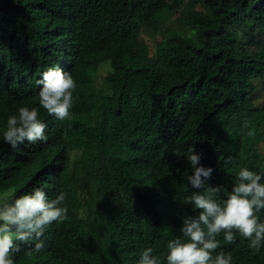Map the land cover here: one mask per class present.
<instances>
[{
	"label": "trees",
	"instance_id": "1",
	"mask_svg": "<svg viewBox=\"0 0 264 264\" xmlns=\"http://www.w3.org/2000/svg\"><path fill=\"white\" fill-rule=\"evenodd\" d=\"M167 15L180 25L162 26ZM49 67L76 81L67 120L39 107ZM263 80L264 0H0V203L39 187L50 200L67 193L68 209L39 252L40 241H16L15 264H138L147 247L166 264L168 241L195 214L184 205L198 191L190 148L224 188L218 202L240 168L264 178ZM25 106L38 108L47 140L14 150L2 134ZM217 239L232 264H264V246Z\"/></svg>",
	"mask_w": 264,
	"mask_h": 264
},
{
	"label": "clouds",
	"instance_id": "2",
	"mask_svg": "<svg viewBox=\"0 0 264 264\" xmlns=\"http://www.w3.org/2000/svg\"><path fill=\"white\" fill-rule=\"evenodd\" d=\"M36 84L39 85V107L58 120L69 119L77 86L71 74L59 67H49ZM38 115L37 107H19L16 114L7 118L3 141L14 150L25 141L30 144L46 141V125ZM242 127L250 129L249 137L255 136L248 121ZM189 152L193 171L186 175V180L198 191L185 197L184 205H190L195 214L183 216L180 236L168 241L166 264H232L230 253L216 251L221 247L217 239L221 233L225 244L233 243L239 235L249 241V248L259 252L264 246V221L258 216L264 210V183L261 182L264 178L246 167L240 168L231 191L218 202L216 197L225 190L220 185L207 183L213 169L198 166L200 156L194 154V148ZM66 197L67 193L60 192L50 200L42 188L34 187L30 193L0 203V264H15L12 257L20 251L16 241L25 244L40 241L51 224L67 219ZM43 246L42 241L37 242L31 251L39 252ZM138 264H161V260L147 247L141 251Z\"/></svg>",
	"mask_w": 264,
	"mask_h": 264
},
{
	"label": "rangeland",
	"instance_id": "3",
	"mask_svg": "<svg viewBox=\"0 0 264 264\" xmlns=\"http://www.w3.org/2000/svg\"><path fill=\"white\" fill-rule=\"evenodd\" d=\"M190 5H192V3ZM161 19H162V23H161L162 26L165 25V26L177 28L180 25L179 20H178L179 18L176 15H171V16L167 15L165 17H161ZM141 37L144 39V41L149 43V45L153 48L154 39H152L151 37H149L146 34H144V35L142 34ZM157 38H158V36H157ZM102 66H106V67L100 68L99 71L97 72L96 77L98 78V81L103 78V76L105 75L107 70L108 71L111 70L108 61L103 62ZM256 94L260 95L262 97L264 96V80H263L262 84H259V88L256 91Z\"/></svg>",
	"mask_w": 264,
	"mask_h": 264
}]
</instances>
